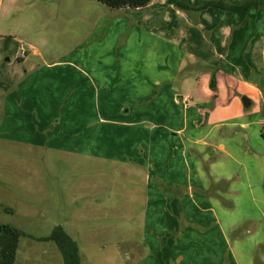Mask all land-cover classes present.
Masks as SVG:
<instances>
[{"label":"rangeland","instance_id":"1","mask_svg":"<svg viewBox=\"0 0 264 264\" xmlns=\"http://www.w3.org/2000/svg\"><path fill=\"white\" fill-rule=\"evenodd\" d=\"M245 1L154 0L147 9L112 13L94 0H0V65L23 73L18 56L29 46L46 63L66 65L60 70L73 72L72 81L63 87L78 97L77 134H88L85 140L79 137L78 145H90L101 155L110 144L120 149L132 141L134 127L114 131L116 118L110 111L131 93L134 83L126 81L138 72L149 79L170 77L181 67L172 88L195 99L203 74L199 68L185 70L202 59L204 45H197V38L211 43L207 51L216 48L217 60L238 70L240 77L264 83V5L259 2L246 12L219 7ZM152 26L178 30L176 46L165 51L160 41L150 39L145 31ZM152 52L160 54V71L153 68ZM2 118L0 113V123ZM144 119L124 122L139 123L143 130ZM1 131L0 224L25 234L15 264H64L54 242L38 240L57 226L78 243L82 264H192L182 261L185 250L172 249L170 235L161 233L166 211L155 215L150 206L147 170L92 154L72 158L29 151L7 142ZM155 234L162 238L159 246ZM197 249L203 257L209 254Z\"/></svg>","mask_w":264,"mask_h":264},{"label":"crops","instance_id":"2","mask_svg":"<svg viewBox=\"0 0 264 264\" xmlns=\"http://www.w3.org/2000/svg\"><path fill=\"white\" fill-rule=\"evenodd\" d=\"M99 4L112 13L150 6L111 10ZM157 27L146 28L149 38L160 41L165 51L176 46L178 30ZM196 41L204 45L202 59L185 71L200 69L203 75L196 103L190 98L189 108L184 106L186 97L172 88L181 67L170 77L149 79V74L145 78L138 72L133 80H122L132 81L133 89L110 115L116 118L111 124L114 131L134 127L126 147L116 149L117 145L110 144L104 155H98V149L78 145L84 135H78L76 128L77 92L68 93L63 87L71 83L73 72L61 71L66 66L62 62L46 63L30 46L25 58L18 56L23 73L0 65V131L4 130L7 142L29 151H52L72 158L92 154L147 170L148 201L156 208L155 215L166 211L161 233L170 235L172 249L185 250L182 261L264 264V83L246 81L238 70L217 60L216 48L207 51L213 45L205 38ZM152 56L153 68L160 71V54L152 52ZM213 76L216 88L211 87ZM243 97L250 99L249 107L244 106ZM129 117L145 118L146 128L124 122ZM87 137L86 133L83 140ZM93 137L91 130L89 138ZM159 235L155 234L158 246ZM197 248L209 254L203 257Z\"/></svg>","mask_w":264,"mask_h":264},{"label":"trees","instance_id":"3","mask_svg":"<svg viewBox=\"0 0 264 264\" xmlns=\"http://www.w3.org/2000/svg\"><path fill=\"white\" fill-rule=\"evenodd\" d=\"M108 6L111 10H120L124 8L140 9L148 6L153 0H95ZM259 2L264 5L262 0H246L242 6L223 7L230 11H247L250 7L258 6ZM180 5V4H179ZM214 5V4H211ZM181 7H183L181 5ZM211 87L216 88L215 77H212ZM264 139V128L261 131ZM1 207V206H0ZM5 211L13 213V209L4 208ZM25 234L18 228L9 224H0V264H15L19 250L20 240ZM39 241H52L58 247L64 264H82L80 248L78 243L65 231L62 226H57L51 235L39 238Z\"/></svg>","mask_w":264,"mask_h":264},{"label":"built area","instance_id":"4","mask_svg":"<svg viewBox=\"0 0 264 264\" xmlns=\"http://www.w3.org/2000/svg\"><path fill=\"white\" fill-rule=\"evenodd\" d=\"M27 56V50L26 49H22L21 50V53H20V58H25ZM184 106L186 108H189L191 106V103H190V98H185L184 99Z\"/></svg>","mask_w":264,"mask_h":264},{"label":"water","instance_id":"5","mask_svg":"<svg viewBox=\"0 0 264 264\" xmlns=\"http://www.w3.org/2000/svg\"><path fill=\"white\" fill-rule=\"evenodd\" d=\"M242 101H243V104H244L245 107H249L251 105V101L247 97H243Z\"/></svg>","mask_w":264,"mask_h":264}]
</instances>
